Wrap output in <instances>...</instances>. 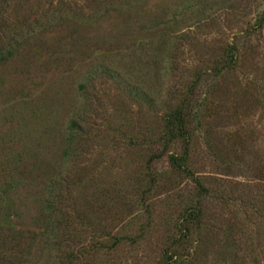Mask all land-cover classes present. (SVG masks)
I'll use <instances>...</instances> for the list:
<instances>
[{
    "label": "rangeland",
    "instance_id": "obj_1",
    "mask_svg": "<svg viewBox=\"0 0 264 264\" xmlns=\"http://www.w3.org/2000/svg\"><path fill=\"white\" fill-rule=\"evenodd\" d=\"M0 219V264H264V0H0Z\"/></svg>",
    "mask_w": 264,
    "mask_h": 264
},
{
    "label": "trees",
    "instance_id": "obj_2",
    "mask_svg": "<svg viewBox=\"0 0 264 264\" xmlns=\"http://www.w3.org/2000/svg\"><path fill=\"white\" fill-rule=\"evenodd\" d=\"M138 4V3H137ZM136 4V5H137ZM134 4V6H136ZM123 6L126 7H132V3H127ZM185 122L183 119V109L178 108L177 110H175L173 113H171L166 120V129H167V133L166 136L169 140V142H175L177 140H184V142H187L188 138L186 135V130H185ZM172 163L175 164V166L178 168H182L183 164L186 163V159L185 156L182 157V162L181 160L177 159V156H172L171 157ZM180 163V164H179ZM200 207H199V203L195 205V208H192L191 210H189L185 216L184 219V224L189 225L191 223H199L200 222ZM0 227H8L10 229V224H8L6 221H3L2 219H0ZM186 232H190V229H186ZM187 235V234H186ZM187 237L185 236L182 240L178 239V241L176 243H178L180 240L184 241ZM180 241V242H181ZM175 255V254H174ZM173 254L170 255H166V260L163 264H174L176 263L175 261V256Z\"/></svg>",
    "mask_w": 264,
    "mask_h": 264
}]
</instances>
